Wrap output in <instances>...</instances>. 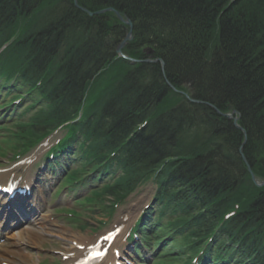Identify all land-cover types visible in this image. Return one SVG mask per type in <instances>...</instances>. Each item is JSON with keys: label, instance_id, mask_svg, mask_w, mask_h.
<instances>
[{"label": "trees", "instance_id": "1", "mask_svg": "<svg viewBox=\"0 0 264 264\" xmlns=\"http://www.w3.org/2000/svg\"><path fill=\"white\" fill-rule=\"evenodd\" d=\"M78 4L90 12L113 8L129 18L134 39L124 53L144 60L142 49L151 48L164 71L159 64L116 58L125 32L113 14L89 17L73 0H0V47L19 32L11 61L26 62L20 70L31 83L46 73V105L23 130L24 138L31 141L73 120L82 109L71 133L89 143L93 158L118 152L123 174L107 195L121 198L154 177L160 191L192 218L184 236L190 249L239 202L219 245L225 255H240L235 264H264V187L252 185L238 154L241 133L217 115L213 122L206 106L190 103L166 84L222 112L227 105L238 111L247 133L243 155L264 178V0ZM86 94L95 101L84 103Z\"/></svg>", "mask_w": 264, "mask_h": 264}, {"label": "rangeland", "instance_id": "2", "mask_svg": "<svg viewBox=\"0 0 264 264\" xmlns=\"http://www.w3.org/2000/svg\"><path fill=\"white\" fill-rule=\"evenodd\" d=\"M57 173H59V170H57ZM78 192H83V189L82 191L78 190ZM137 192L139 193L134 194V196L132 195L129 198L130 201L127 204L122 205L115 211L114 216L111 218L109 225L116 219L119 214L123 213V210H128L129 208L136 209V214L133 217L138 218L139 215L142 213V205L151 200V197L154 192V187L151 184H148L146 187L140 188ZM74 194L76 193L67 192L65 194V201L67 202L65 203L68 204L69 209L75 210L80 213L79 216L81 218L78 219L79 223L77 221L75 224H72L71 220L64 222L63 219L58 218V216L52 213L51 217H54L52 221L53 224L49 227L52 233L47 234L43 238V240L38 244L29 243L25 239L21 240L22 247L24 248L23 253L26 254L28 259L27 262L24 263L23 259L19 258L18 256H13V260L16 264H60L62 258L60 255H56V252L61 251V249H65L66 247L70 246L71 242L69 241V238H67V235L81 234L82 236H89V229L85 230L83 233L78 232L79 230L77 227L81 224V222L90 223L91 227L95 228L97 221H102L105 223L107 220H109L105 218V215L107 214L106 212L102 213L101 211H97L96 209H94L95 213H90L86 211V209L76 205V203H74L73 201V198L75 197ZM133 204L136 205L131 207ZM34 227L37 228L36 226Z\"/></svg>", "mask_w": 264, "mask_h": 264}, {"label": "bare ground", "instance_id": "3", "mask_svg": "<svg viewBox=\"0 0 264 264\" xmlns=\"http://www.w3.org/2000/svg\"><path fill=\"white\" fill-rule=\"evenodd\" d=\"M44 227V224H43ZM47 232H36L33 230H25L22 234L23 236H25L26 239L31 240L35 243H38L40 240L43 239L44 234H46ZM22 237V235L19 236H12L13 239L15 238H20ZM82 242H84L82 239H80L78 241V244L81 245ZM18 245H15L13 243H9L7 241H2L0 240V263H6V264H11L12 260H10V257L12 254H15L17 252H19L18 250H20V247L18 249H16V252L13 251V248L18 247ZM22 256H25L23 253L19 252ZM25 258V257H23Z\"/></svg>", "mask_w": 264, "mask_h": 264}, {"label": "water", "instance_id": "4", "mask_svg": "<svg viewBox=\"0 0 264 264\" xmlns=\"http://www.w3.org/2000/svg\"><path fill=\"white\" fill-rule=\"evenodd\" d=\"M84 11H85V10H84ZM105 12H113V13L116 15V17H117L121 22H123L124 24H126V25L128 26V31H127V33H126L125 39L123 40L122 44H121V45L119 46V48L117 49V53L120 54V48L123 47V45L126 43V41H129V40H131V38H132V37H131V28H132V24H131V22H130L129 20H124V19L120 16V14H119L118 12H116L115 10H113V9H111V8L106 9V10H103V11H100V12H96V14H102V13H105ZM89 15L91 16L92 14L89 13ZM158 61H159V60H158ZM159 62H160V61H159ZM252 180H253V182L255 183L256 186H260V185L264 184V182L261 183V184H258V183L256 182V180L254 179V177H252Z\"/></svg>", "mask_w": 264, "mask_h": 264}]
</instances>
